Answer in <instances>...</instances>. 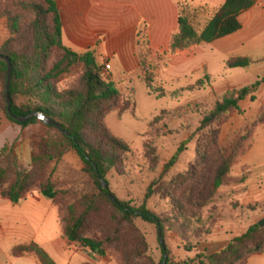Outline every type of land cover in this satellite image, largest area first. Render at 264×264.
Instances as JSON below:
<instances>
[{
    "label": "trees",
    "instance_id": "1",
    "mask_svg": "<svg viewBox=\"0 0 264 264\" xmlns=\"http://www.w3.org/2000/svg\"><path fill=\"white\" fill-rule=\"evenodd\" d=\"M258 0H227L224 6L212 17L201 30L190 16V7L182 6L178 21V31L173 35L166 55L175 57L179 53L201 45H210L218 40L232 36L243 29L241 16L251 10ZM198 12L197 10H192ZM0 20H6L9 38L0 47V54L12 63V82L10 97L12 112L20 118L33 114H43L54 125H48L37 118L19 123L10 118L6 98L8 82V64L0 60V85L4 92L0 107L8 119L23 127L41 125L56 137L45 140L44 155L36 158V167L28 172L13 171L4 167L5 152L0 153V186L2 195L13 204L25 199L28 191L34 187L44 173L46 166L60 159L68 150L74 151L85 165V172L90 177L95 193H87L66 208L64 236L72 244H78L88 250L92 256L106 258L109 246L117 245L122 250L124 264H156L149 258V245L145 236L136 227L140 219L162 230L163 237L167 224L183 221L181 233L187 231L193 221L202 222L203 212L216 204L219 191L231 177L233 167L238 165L252 149L256 130L264 128V108L256 119L235 134L233 140L222 149H216L221 121L230 113L242 112L240 103L251 99L256 101V93L264 85V77L240 90L234 91L215 104L213 110L201 122L198 134H203L202 142L196 151V162L190 170L179 176L172 184L180 190V195L170 194L175 217L166 218L152 212L147 202L154 195L150 187L145 203L141 207L119 200L110 189L109 175L115 171L122 173L128 165L132 153L130 145L114 136L107 126L106 118L120 101V92L113 83L105 80L106 70L98 62L95 52L82 55L73 53L62 43V14L55 0H0ZM140 73L147 89L153 91L155 83L154 67L151 63V50L146 41H139ZM58 52L61 59L53 68L50 61ZM66 61L80 62L85 73L80 86L73 90L61 91L55 81L60 68ZM254 65L248 57L232 58L227 62L229 69H247ZM27 103H19L20 97ZM130 106L121 107V114L135 112ZM190 141H184L174 156L165 166V173L170 172L179 163ZM145 156L157 165L156 149L149 143L144 145ZM251 168L245 167L244 170ZM14 179L6 187L10 173ZM246 179L240 178L239 184ZM104 183L108 189L104 188ZM40 194L55 201L58 192L52 181L39 187ZM113 197L115 200H113ZM103 207H106L105 210ZM107 211L111 225L102 226L103 238L87 237L90 221ZM264 249V229L259 224L252 226L244 235L233 239L223 250L204 256L209 264H247L249 257ZM169 255L167 249H163ZM34 253L41 264H56L38 245L20 246L14 250L17 256ZM165 264H171L169 260ZM188 264V263H186Z\"/></svg>",
    "mask_w": 264,
    "mask_h": 264
},
{
    "label": "rangeland",
    "instance_id": "2",
    "mask_svg": "<svg viewBox=\"0 0 264 264\" xmlns=\"http://www.w3.org/2000/svg\"><path fill=\"white\" fill-rule=\"evenodd\" d=\"M189 13L193 22L198 23L199 30L204 27L202 22H209L211 19L205 11L190 10ZM241 21L259 24L252 29H246L243 36L247 41L232 48L225 50L218 49L216 44L205 45L206 53L203 59L206 58L207 66L204 65L194 73L190 72L189 65L177 64L178 55L169 57L166 55L168 51H151L150 60L155 74L154 92L150 93L147 89L141 73L133 83L116 86L120 92V101L107 116L106 123L114 136L127 142L132 151L127 168L120 174L113 171L108 177L110 189L119 200L141 207L150 187L154 186V195L148 200L147 207L160 216L175 217L170 194L179 196L181 192L172 182L186 174L196 162V151L203 139V134H198L201 122L217 102L264 77V0H261L255 9L244 13ZM8 38L6 20H0V47ZM237 55L250 57L254 65L247 69H229L227 62L237 58ZM185 56L193 57V53H187ZM61 57V54L55 52L50 61V68H53ZM105 62L108 61L105 60L101 64ZM58 73L54 82L56 87L61 91L73 90L80 86L85 67L80 62L66 61ZM108 75L106 72L105 79ZM3 92L4 88L0 85V103ZM255 96L254 102L248 98L240 103L242 112L234 111L221 121L216 149L225 148L235 134L256 119L264 108V85ZM18 102L27 103L28 100L21 96ZM127 104L130 111L136 106L135 112L121 114V107ZM51 137H56L55 132H49L41 125L23 128L11 122L0 107V153L5 152L4 167H11L14 172L32 171L37 165L36 158L44 155L46 151L45 140H50ZM184 141L190 143L179 163L173 170L165 173V166ZM145 143L156 149L157 165L146 158ZM247 154L243 161L233 167L231 177L219 191L216 204L204 210L202 222L190 223L183 235V221L177 220L167 224L164 240L169 251L167 260L171 264H209L204 256L220 252L233 239L244 235L252 226L264 221V200L249 203L248 196L256 189L258 179L264 177V169H260L264 166V128L256 130L253 147ZM246 165L252 166L253 169L244 170ZM14 177V173H10L6 187ZM240 178L246 179L245 184H239ZM49 180L58 192L56 200L50 202L57 211L59 234L64 242L60 253L69 252L70 256L74 257L72 264H124L122 250L117 245L109 246L106 258H98L80 245L70 243L64 236L67 206L87 193H95V187L85 172V165L74 151L68 150L62 158L49 163L40 181L28 191L23 201L43 198L39 187ZM2 192L3 188L0 186V201L10 202L3 197ZM105 208L103 207L104 210ZM108 225H111L109 214L102 211L90 221L85 235L103 238L102 226ZM135 225L149 245V258L156 264H163L164 255L157 227L140 219L135 221ZM261 228L264 229V226ZM19 247L12 249L13 259L32 257L38 261L34 253H25L22 257L19 253L16 256L14 250ZM49 257L51 258L50 255ZM38 263L41 264L39 261ZM247 264H264V249L249 257Z\"/></svg>",
    "mask_w": 264,
    "mask_h": 264
},
{
    "label": "crops",
    "instance_id": "3",
    "mask_svg": "<svg viewBox=\"0 0 264 264\" xmlns=\"http://www.w3.org/2000/svg\"><path fill=\"white\" fill-rule=\"evenodd\" d=\"M55 1L62 14L63 45L78 55L93 51L100 63L107 60L111 70L105 79L106 82L123 86L133 83V80L139 77L140 40L146 41L154 53L168 51L171 39L178 31L182 6H189L190 10L198 12L205 11L212 19L227 0ZM260 1L258 0L251 10L255 9ZM209 22H202L203 26ZM196 24L198 26V23ZM242 24L243 29L238 33L210 45L216 44L218 49L226 50L241 44L247 41L243 36L246 29L256 27L259 22ZM185 53H193V57H187ZM205 53V45L181 52L178 54L177 64L189 65L190 72L194 73L204 65L207 66L206 58L203 59ZM245 167L253 169L250 165L243 168ZM260 169H264V166ZM258 180L256 189L248 194L249 203L264 200V177ZM0 224V264H39L32 257L13 259L11 256L14 247L32 244L44 249L57 264L74 262V257L70 256L69 252L59 251L64 247V242L59 234L57 211L50 200L44 197L30 198L19 204L0 201Z\"/></svg>",
    "mask_w": 264,
    "mask_h": 264
},
{
    "label": "water",
    "instance_id": "4",
    "mask_svg": "<svg viewBox=\"0 0 264 264\" xmlns=\"http://www.w3.org/2000/svg\"><path fill=\"white\" fill-rule=\"evenodd\" d=\"M0 60H3L4 62H6L8 64V82H7V91H6V98H7V103H8V114L10 116L11 119L19 122V123H24V122H27L29 121L30 119H33V118H37L39 120H41L42 122H44L45 124H48V125H54L56 127H58L59 129H62V127L59 125V124H56V123H53L51 121H49L45 115L43 114H33L29 117H25V118H20V117H17L13 114L12 112V104H11V97H10V86H11V82H12V63L9 59H7L6 57H4L3 55L0 54ZM104 188L105 189H108V185L104 183ZM113 200H115L113 197H111ZM259 226L260 227H263L264 226V221L260 222L259 223ZM159 238H160V242H161V245L163 247V249H166V244H165V240H164V237H163V234H162V230L159 229ZM167 255H165V260H164V264L166 263L167 261Z\"/></svg>",
    "mask_w": 264,
    "mask_h": 264
},
{
    "label": "built area",
    "instance_id": "5",
    "mask_svg": "<svg viewBox=\"0 0 264 264\" xmlns=\"http://www.w3.org/2000/svg\"><path fill=\"white\" fill-rule=\"evenodd\" d=\"M103 65H104L106 72H109L111 70V65L108 62H105Z\"/></svg>",
    "mask_w": 264,
    "mask_h": 264
}]
</instances>
